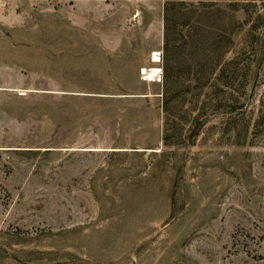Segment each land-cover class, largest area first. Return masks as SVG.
<instances>
[{"label": "rangeland", "instance_id": "obj_1", "mask_svg": "<svg viewBox=\"0 0 264 264\" xmlns=\"http://www.w3.org/2000/svg\"><path fill=\"white\" fill-rule=\"evenodd\" d=\"M169 1L0 0V264H264V0Z\"/></svg>", "mask_w": 264, "mask_h": 264}, {"label": "trees", "instance_id": "obj_2", "mask_svg": "<svg viewBox=\"0 0 264 264\" xmlns=\"http://www.w3.org/2000/svg\"><path fill=\"white\" fill-rule=\"evenodd\" d=\"M172 2H170L169 0H167V3H166V7H165V9H166V20H168L169 21V17H170V13L172 12ZM168 21H167V25H169L168 24ZM169 33V30H168V28H167V31H166V38H167V42H166V44L168 45V34Z\"/></svg>", "mask_w": 264, "mask_h": 264}, {"label": "built area", "instance_id": "obj_3", "mask_svg": "<svg viewBox=\"0 0 264 264\" xmlns=\"http://www.w3.org/2000/svg\"><path fill=\"white\" fill-rule=\"evenodd\" d=\"M160 56H161V53L158 52V54H157L158 59L157 60H160Z\"/></svg>", "mask_w": 264, "mask_h": 264}, {"label": "bare ground", "instance_id": "obj_4", "mask_svg": "<svg viewBox=\"0 0 264 264\" xmlns=\"http://www.w3.org/2000/svg\"><path fill=\"white\" fill-rule=\"evenodd\" d=\"M157 54H158V53H156V54H155V56H156V57H155V60H157V59H158V57H157Z\"/></svg>", "mask_w": 264, "mask_h": 264}]
</instances>
